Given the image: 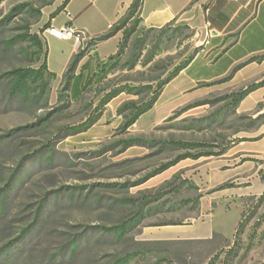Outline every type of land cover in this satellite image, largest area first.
Masks as SVG:
<instances>
[{
  "label": "rangeland",
  "instance_id": "374dc122",
  "mask_svg": "<svg viewBox=\"0 0 264 264\" xmlns=\"http://www.w3.org/2000/svg\"><path fill=\"white\" fill-rule=\"evenodd\" d=\"M120 1L74 0L71 12L87 7L75 23L78 53L61 78L20 86L10 73L38 69L45 46L62 71L71 42L46 44L44 34L68 17V0H0V264H264V159L236 152L263 119L240 100L264 84L236 72L263 68L264 54L176 91L185 78L170 82L208 36L200 14L209 0L162 27L128 9L108 29ZM115 35L116 67L71 97L85 51ZM115 46L105 42L100 55ZM209 224L222 234L155 238Z\"/></svg>",
  "mask_w": 264,
  "mask_h": 264
},
{
  "label": "crops",
  "instance_id": "0c3cea01",
  "mask_svg": "<svg viewBox=\"0 0 264 264\" xmlns=\"http://www.w3.org/2000/svg\"><path fill=\"white\" fill-rule=\"evenodd\" d=\"M73 1L68 0L64 7L70 13V17L58 22L57 18L60 13L52 19V26L60 27L65 23H70L76 30L83 31L82 27L75 25V23L78 17L86 13L87 7L79 9L77 14L73 13L70 9ZM133 1L121 0L116 11L110 10L111 13L109 11L108 29L111 24L115 23L129 9ZM196 2L198 0H142L138 17L140 23L144 26L162 27L186 14L188 8ZM200 20L208 36L202 50L170 82V84H175L180 77L185 78V81H179L176 84V91L193 86L197 82L222 78L249 58L264 54V0H209L202 8ZM44 35V41L47 44L48 40L53 36L46 33ZM112 39L116 40L114 51L104 56L100 55V46ZM66 41L71 42V47L66 53L64 67L60 73L52 69L47 55V68L57 79L61 78L66 72L72 58L78 53L80 48V44L74 39ZM117 46L118 38L115 35L88 47L71 76V97H79L87 82L95 78V74H98L104 64L107 62L108 65L115 60L108 57L114 55ZM197 65L206 68L205 72H198ZM236 73L241 77L242 81L258 83V80L264 77V67L258 70L252 63H249L243 65ZM240 107L243 111L246 110L253 113L254 118L263 115V119L257 126L259 133L254 135L252 140L239 141L238 145L246 146H241L236 152H247L255 159H264V84L248 90L240 100ZM214 208L206 214V217L200 223H208L207 220H211ZM230 208L224 206V209ZM239 211L241 214L240 208ZM195 224H198V222L187 226ZM215 233L222 234V231L209 224L208 227L204 228L203 233L198 232V229H196L193 233L164 234L155 238L172 240L209 239Z\"/></svg>",
  "mask_w": 264,
  "mask_h": 264
},
{
  "label": "trees",
  "instance_id": "16d2710c",
  "mask_svg": "<svg viewBox=\"0 0 264 264\" xmlns=\"http://www.w3.org/2000/svg\"><path fill=\"white\" fill-rule=\"evenodd\" d=\"M142 0H134L133 3L130 5L129 7V11L132 15L134 14H138V11L140 9ZM36 43L38 45V47L40 49H43V44L42 42L37 39ZM44 59L40 65V67L38 69H34V68H17L14 69L10 74L13 77V79L16 81L17 85H24L28 79L32 78V77H40L42 78L44 73L48 74L49 76H51L52 78H54V74L52 72H50L47 68V55H48V48L47 46H45L44 48ZM197 55V52L195 55H193L191 58H189V60L185 63V65L183 66L184 68L194 59V57ZM111 59H115L112 63L107 65V62L104 64V66L99 70L98 74H95V78L96 77H104L105 75L108 74V72H110L111 70H113L116 65L118 64L116 58H111ZM94 81V79H91L87 82L86 85H89L90 83H92ZM86 85L84 86L83 89H85ZM155 99V98H154ZM154 99H152L150 102H148L147 104L141 106V108H139L138 110V114H141L143 112H145L147 109H149L154 101Z\"/></svg>",
  "mask_w": 264,
  "mask_h": 264
},
{
  "label": "built area",
  "instance_id": "2783aa9c",
  "mask_svg": "<svg viewBox=\"0 0 264 264\" xmlns=\"http://www.w3.org/2000/svg\"><path fill=\"white\" fill-rule=\"evenodd\" d=\"M67 15L70 17L69 12H67ZM45 33L60 40H70L74 38L78 40L81 32L73 28L70 23H65L60 27L50 26L45 29Z\"/></svg>",
  "mask_w": 264,
  "mask_h": 264
}]
</instances>
